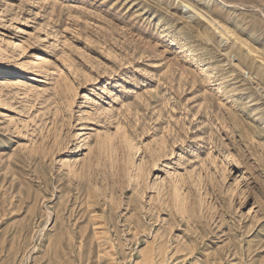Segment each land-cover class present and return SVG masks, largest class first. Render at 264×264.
Instances as JSON below:
<instances>
[{"label": "rangeland", "instance_id": "374dc122", "mask_svg": "<svg viewBox=\"0 0 264 264\" xmlns=\"http://www.w3.org/2000/svg\"><path fill=\"white\" fill-rule=\"evenodd\" d=\"M0 46V264H264V0H0Z\"/></svg>", "mask_w": 264, "mask_h": 264}, {"label": "bare ground", "instance_id": "6f19581e", "mask_svg": "<svg viewBox=\"0 0 264 264\" xmlns=\"http://www.w3.org/2000/svg\"><path fill=\"white\" fill-rule=\"evenodd\" d=\"M0 47H1V46H0ZM18 47H19V49L21 50V53H24V54H25V53L27 52V48H25L23 44H19ZM24 54H23V55H24ZM25 65H26V64L23 63V65H22V69L25 67ZM22 69H21V70H22ZM84 104H85V106H83L82 108H86V107H88V106L86 105L87 103H84ZM180 192H181V191H180ZM178 194H179V191H178ZM178 194H177V195H178ZM180 194H181V193H180ZM177 195H176V196H177ZM181 196H182V195H181ZM181 196H180V197H181ZM182 197H184V195H183ZM182 197H181V198H182ZM177 198H178V197H177ZM178 201H180V198L178 199ZM180 202H181V201H180Z\"/></svg>", "mask_w": 264, "mask_h": 264}]
</instances>
